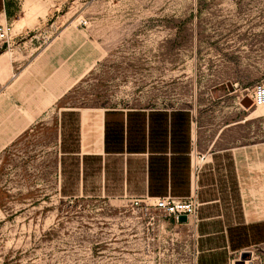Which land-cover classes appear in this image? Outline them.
<instances>
[{"label":"rangeland","instance_id":"374dc122","mask_svg":"<svg viewBox=\"0 0 264 264\" xmlns=\"http://www.w3.org/2000/svg\"><path fill=\"white\" fill-rule=\"evenodd\" d=\"M5 5L13 34L26 29L35 48L69 24L100 47L98 61L61 105L185 107L206 138L264 137V108L237 103L264 82V0ZM238 120L243 130L226 136L222 130ZM192 230V223L176 226L143 200L62 199L53 135L0 154V264H195ZM242 255L233 264H264V245Z\"/></svg>","mask_w":264,"mask_h":264},{"label":"crops","instance_id":"0c3cea01","mask_svg":"<svg viewBox=\"0 0 264 264\" xmlns=\"http://www.w3.org/2000/svg\"><path fill=\"white\" fill-rule=\"evenodd\" d=\"M13 27L0 50V154L53 135L62 199L194 198V218L174 225L192 223L195 264H233L264 245V137L206 138L185 107L61 105L100 47L74 24L39 48L26 29L13 34ZM243 123L222 131L228 136Z\"/></svg>","mask_w":264,"mask_h":264},{"label":"built area","instance_id":"2783aa9c","mask_svg":"<svg viewBox=\"0 0 264 264\" xmlns=\"http://www.w3.org/2000/svg\"><path fill=\"white\" fill-rule=\"evenodd\" d=\"M80 25L85 26L86 22L83 20L80 22ZM10 36L11 24L8 19H5L0 23V50L7 46ZM245 97L251 101V106L264 108V82L256 83L250 89H247L239 96V101ZM150 205L176 223L180 216H185L187 222H189L191 218H194L197 209V204L194 198L191 197L186 199H174L170 197L156 198L150 202Z\"/></svg>","mask_w":264,"mask_h":264},{"label":"water","instance_id":"95a60500","mask_svg":"<svg viewBox=\"0 0 264 264\" xmlns=\"http://www.w3.org/2000/svg\"><path fill=\"white\" fill-rule=\"evenodd\" d=\"M227 88L230 92L233 91V88H232V85L230 83H227ZM240 104L244 106V108L248 109L251 107V101L248 99V98H243L241 101H240ZM187 222V219L185 216H180L178 219H177V223L179 224H185ZM246 254L248 253H244L241 257H245Z\"/></svg>","mask_w":264,"mask_h":264},{"label":"trees","instance_id":"16d2710c","mask_svg":"<svg viewBox=\"0 0 264 264\" xmlns=\"http://www.w3.org/2000/svg\"><path fill=\"white\" fill-rule=\"evenodd\" d=\"M0 4H1V3H0ZM170 222H171L172 224H174V221L170 220Z\"/></svg>","mask_w":264,"mask_h":264}]
</instances>
